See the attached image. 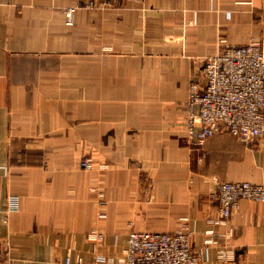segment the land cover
I'll list each match as a JSON object with an SVG mask.
<instances>
[{"label": "crops", "instance_id": "obj_1", "mask_svg": "<svg viewBox=\"0 0 264 264\" xmlns=\"http://www.w3.org/2000/svg\"><path fill=\"white\" fill-rule=\"evenodd\" d=\"M0 0V242L5 264L119 256L132 229L186 222L206 264H264V201L215 225L222 180L264 185V136L188 134L192 79L223 45L264 42V0ZM224 39L225 42H221ZM87 155L110 163L87 171ZM106 191V219L97 218ZM146 191L151 192L147 198ZM95 226L104 240L87 238Z\"/></svg>", "mask_w": 264, "mask_h": 264}, {"label": "built area", "instance_id": "obj_2", "mask_svg": "<svg viewBox=\"0 0 264 264\" xmlns=\"http://www.w3.org/2000/svg\"><path fill=\"white\" fill-rule=\"evenodd\" d=\"M122 0H77L68 8V21L78 7H111ZM221 42H225L221 39ZM205 82H189L187 128L190 139L203 144L220 130H226L240 141L254 143L264 136V42L251 39L241 45H223L209 56L201 69ZM81 165L94 169L91 159ZM218 201V215L210 221L227 224L233 210L242 199L264 201V185L251 181H218L210 193ZM103 212L98 219L104 218ZM205 244L194 247L191 230L185 222L172 232L133 229L127 246L119 256L97 254L96 264H206L207 248L214 242V229ZM103 230L95 226L87 234L98 245L104 240ZM5 246L0 242V264H5ZM66 264H85L83 253L76 251L65 258Z\"/></svg>", "mask_w": 264, "mask_h": 264}, {"label": "rangeland", "instance_id": "obj_3", "mask_svg": "<svg viewBox=\"0 0 264 264\" xmlns=\"http://www.w3.org/2000/svg\"><path fill=\"white\" fill-rule=\"evenodd\" d=\"M85 158H89L93 161L94 163V169L93 170H88V169H85L82 165H81V162H80V165L82 168H84L85 170L87 171H97V172H103L107 169L110 168V163L105 161V160H101V159H96L95 157L91 156V155H87L86 157H84L83 159ZM82 159V160H83ZM81 160V161H82ZM93 190H95L98 194V204H99V208H98V211H97V218H98V213L99 212H103L105 214V217L104 218H101V220H104L107 218L108 216V212H107V198H106V191H105V188L103 186H96L93 188ZM147 193V198H150L151 197V192L150 191H146ZM185 223V222H184ZM182 223L181 226L184 224ZM181 226L178 228L180 229ZM102 229V228H101ZM103 230V229H102ZM133 230V229H132ZM177 230V229H176ZM104 232V231H103Z\"/></svg>", "mask_w": 264, "mask_h": 264}]
</instances>
